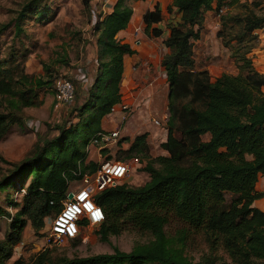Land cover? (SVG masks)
<instances>
[{
	"label": "trees",
	"instance_id": "obj_1",
	"mask_svg": "<svg viewBox=\"0 0 264 264\" xmlns=\"http://www.w3.org/2000/svg\"><path fill=\"white\" fill-rule=\"evenodd\" d=\"M222 1L171 0L168 7L179 16L168 25L166 35L152 25L161 18L157 4L141 15L145 35L163 36L166 48L159 59L167 83V127L160 142L166 153L156 157L157 165L148 161L142 166L148 178L141 184L118 182L96 191L93 198L103 214L96 229L99 239L107 241L109 234L125 228L137 229L150 238L135 242L129 250L113 246L111 252L85 256L67 257L43 249L28 263L17 256L9 264H221L210 255L193 260L185 254L188 230L209 252L221 247L235 264H264V211L253 204L264 196V191L255 188L258 175L264 172V73L254 68L248 55L256 44L253 30L264 25V5L260 0H229L239 10L218 14L216 35L233 58L236 72H222L210 80L205 69H193L191 39L199 36L194 25L200 22L202 10L211 8L212 3L218 9ZM30 4L25 2L18 10L15 34L21 30L19 20ZM83 4L90 10L87 0ZM45 13L40 9L34 18L42 21ZM131 14L130 4L116 0L111 10L91 25L88 44L95 67L85 87L81 82L76 85L75 100L65 114L68 118L60 117L51 125L44 121L45 136L36 133L35 146L22 158L8 160L0 155V160L10 165L8 173L0 177V190L11 182L13 185L14 177L22 180L30 175L27 184L20 186L24 189L20 207L12 213L0 209V215L9 218L0 240V264L10 257L27 220L37 234L44 216L59 211L67 180L97 168L93 161L82 162L83 148L101 131V117L120 100L123 56L134 49L116 33L126 27ZM0 26L1 30L6 23ZM51 62L66 65L68 60L57 54ZM42 67V75L27 78L23 74L16 80L0 67V139L9 123L20 118L18 109L41 103L34 89L51 86L49 64L43 61ZM175 129L180 137L174 135ZM50 130L56 132L48 135ZM205 133L208 137L203 139ZM143 144L144 133L133 145L140 150ZM39 161L41 168L31 172L30 166ZM14 204L11 200L10 205ZM168 215L185 224L174 236L164 228Z\"/></svg>",
	"mask_w": 264,
	"mask_h": 264
},
{
	"label": "rangeland",
	"instance_id": "obj_2",
	"mask_svg": "<svg viewBox=\"0 0 264 264\" xmlns=\"http://www.w3.org/2000/svg\"><path fill=\"white\" fill-rule=\"evenodd\" d=\"M28 1H31V4L27 6L25 15L19 20L21 30L18 34H15L14 20L17 12ZM115 1L87 0L90 5V10L93 9L95 15L98 12L102 14L105 11L103 8L112 5ZM124 1L132 6V14L129 22L131 42L139 39V43H137L139 46H146L148 44L154 46L159 51L161 57L163 54L161 39L163 36L154 38L145 35L141 15L145 10L157 4L161 12V18L152 25L158 26L163 32V35H166L168 25L177 20L179 16L174 8L168 7L171 0ZM260 1L261 5H264V0ZM46 6L47 8H45ZM40 9H45L46 12L43 20L47 17H51L52 19L47 22L36 20L34 17ZM90 10L84 6L83 0H0V25L6 23L5 28L0 30L1 69L3 71L6 70L8 72L7 75L14 80L23 74L27 78L37 77L43 74L42 62L45 61L49 64V72L52 80L57 75H64L72 81L75 90L76 84L74 81L75 78H73L74 76L64 70L68 67H85L86 72L84 78L87 79L89 77L87 72L92 74V69L95 67V62L91 58L92 56H90L91 45L88 44L91 38V22H94V20L91 21L93 17ZM225 10L232 12L238 11L239 9L236 5L230 3L229 0H224L219 4L218 9L215 3H212L211 8L202 10L200 22L194 25V28H197L199 31V36L191 39L192 56L194 59L193 69H205L210 80H213L222 72H236L233 58L230 56L228 49L222 44L220 38L216 35L218 29V14ZM262 10L264 11V6ZM135 29H138L136 30L137 33H134ZM253 32L256 34V44L250 49L248 55L251 57L254 68L264 73V25L254 29ZM57 54L65 55L68 63L66 65L58 62L52 63L51 59L57 56ZM149 59L146 58L142 62L133 64V67L139 66V73L123 76L119 84L120 93L123 95L133 90L140 91L141 94L138 96L140 105L133 104L129 109L125 110L123 113L124 116L119 118L118 131L114 139L108 141L98 139L95 143H89L88 149L85 146L83 148L84 155L82 162L84 164H87L89 161L99 164L104 159L125 162L128 165L127 173L129 172L131 174L129 176L126 173L118 182L125 181L131 185L141 184L148 178L147 172L142 169V166L146 162L151 161L153 165H157L156 157L159 154L166 153L161 148L160 142L165 138L167 127V83L159 60L157 58ZM127 72L129 73V71ZM0 74L3 73L0 72ZM13 84L15 87L19 86L18 82L14 81ZM34 91L36 94H39L41 89L35 88ZM34 108V105H26L16 111V114L20 118L12 120L9 123L7 130L0 139V155L4 158L8 160L22 158L35 146L36 133H41L45 136L47 132L46 125H44L42 131H36L25 124L26 119L32 117ZM49 116L46 119H50L47 123L51 125L57 118H52V116L50 118ZM163 116L164 118H162ZM62 118L66 119L68 116L65 115ZM153 119L158 120V124ZM55 132L56 130H50L48 135ZM142 133L145 134L146 144L145 146L143 144L142 149L135 150L137 147V145H133L135 139ZM173 133L176 137H180L178 129H175ZM201 137L206 139L208 134H202ZM9 166V164L0 160V177L8 173ZM38 166L41 168V161L31 165L30 171H37ZM29 178V174L22 180L14 177V186L11 182L8 186L0 190V209L12 213L20 207L23 193V191H19L20 188H23L20 186H25ZM79 184H81L80 178L67 180L66 191L68 192ZM255 188L264 191V172L258 175ZM16 190L19 192L16 193ZM226 198H229V194H226ZM11 200L16 202V204L10 205ZM254 203L262 205L261 207L264 209V196L255 199ZM52 215L53 211L44 216L43 225L37 234L34 233L27 220L21 230V240L12 248L11 256L4 264H9L17 256H22L24 262L28 263L31 257L43 249H50L52 254L60 253L67 257L111 252L113 246H117L122 250H129L135 242H143L150 238L149 234L143 233L142 231L125 228L117 234H109L108 240L104 241L99 239L96 232L97 225H92L90 227H81L79 233L72 239H63L59 242L43 244L41 230L46 226L48 218ZM8 220L6 215L0 217V240L3 238L9 222ZM184 227L185 224L183 222L168 215L164 228L168 234L174 236L178 229ZM183 248L185 254L193 260L210 255L214 257L217 263L235 264L218 245L213 251L209 252L208 248L190 230L186 232Z\"/></svg>",
	"mask_w": 264,
	"mask_h": 264
},
{
	"label": "built area",
	"instance_id": "obj_3",
	"mask_svg": "<svg viewBox=\"0 0 264 264\" xmlns=\"http://www.w3.org/2000/svg\"><path fill=\"white\" fill-rule=\"evenodd\" d=\"M136 30L138 29H135L134 33H137ZM135 41L139 43V39ZM89 80V78H84L82 88L86 86ZM51 89L53 109L57 110L64 107L67 111V108L74 101L72 81L64 75H57L52 80ZM122 109L124 111L129 109V105L123 103ZM153 121L158 124V120L153 119ZM26 124L29 128L38 131V121L35 118H28ZM117 131V128L108 132L97 131L86 143V149H88L89 143H95L98 139L103 141L114 139ZM127 171L128 165L125 162L104 159L97 164V168L93 173L82 174L80 177L81 184L68 191L71 192L70 197L67 196L68 192L66 191L65 197L61 200V208L48 218L46 226L41 230L43 244L73 238L79 233L81 227L98 225L103 218V214L100 207L95 203L93 194L105 186L117 183L126 175ZM19 191L24 192V189L20 188ZM19 191L16 190V193ZM96 213H99V215L97 216ZM2 216L4 215H0V217ZM7 219L9 218L7 217Z\"/></svg>",
	"mask_w": 264,
	"mask_h": 264
},
{
	"label": "crops",
	"instance_id": "obj_4",
	"mask_svg": "<svg viewBox=\"0 0 264 264\" xmlns=\"http://www.w3.org/2000/svg\"><path fill=\"white\" fill-rule=\"evenodd\" d=\"M111 6L112 5L106 6V8H103V10H105V11L102 12V14H100V12H98L97 15H95L94 12H93V9H91L90 11L92 12V17H93L91 21L94 20V22H95L97 20H100L103 15H105L106 13H108L111 10ZM51 19H52L51 17H47V18H44V20H42L40 22H44V21L47 22V21H49ZM94 22H91V23L93 24ZM129 22H130V19H129L126 27H124L123 29L118 30V32L116 33V36L120 40H122L124 42H128L130 44V46L134 49V52L132 54H125L123 56L122 77L123 76L125 77L128 74H131V75L138 74L139 73V66L133 67V64H136L137 62H142L146 58H148V59L149 58H152V59L157 58L158 60L160 59L159 51H157L154 46H150L149 44L146 45V46L145 45H140L139 46V44H137V42L135 40L131 42V36L129 34L130 33ZM165 49L166 48L162 44V53L165 52ZM156 56H158V57H156ZM64 71H68L70 73V75H73L74 77L73 76L72 77L75 78L74 79L75 84L78 85V83H80V82L82 83V81L84 80L86 68L82 67V66H78V67H74V68H69L68 67ZM127 71H129V73ZM87 74L89 75L88 72H87ZM88 78L90 79V76ZM82 85H83V83H82ZM139 94H141V92L140 91H136V90L135 91L133 90L131 92H127L125 95L120 93V100L118 102H116L112 106L110 112H108L107 114H104L101 117V119H100L101 131L102 132H108L110 130H114V129L118 128L119 118L125 112L122 109V104L123 103H128L129 104V108L133 104L140 105V101L138 99ZM38 97L41 99V103L35 106L34 112L32 113V117L34 116V118L38 121V127H37L38 130L42 131L44 129V121L50 120V119H46L48 115L52 116V118L59 119L58 118L59 116H61V117L65 116L66 110H65L64 107L63 108L60 107L57 110L53 109V107H52L53 94H52V91H51L50 87L42 88L41 92L38 95ZM80 100H81V97L78 98L77 102H79ZM162 118H164V116ZM130 174L131 173H129V172L127 173V175H129V176H130ZM254 202H255V200H254ZM254 202H253L254 205H256L261 210H264L261 207L262 205H257V203H254ZM20 240H21V238H20Z\"/></svg>",
	"mask_w": 264,
	"mask_h": 264
},
{
	"label": "water",
	"instance_id": "obj_5",
	"mask_svg": "<svg viewBox=\"0 0 264 264\" xmlns=\"http://www.w3.org/2000/svg\"><path fill=\"white\" fill-rule=\"evenodd\" d=\"M67 196L70 197V196H71V192H68V193H67Z\"/></svg>",
	"mask_w": 264,
	"mask_h": 264
},
{
	"label": "snow or ice",
	"instance_id": "obj_6",
	"mask_svg": "<svg viewBox=\"0 0 264 264\" xmlns=\"http://www.w3.org/2000/svg\"><path fill=\"white\" fill-rule=\"evenodd\" d=\"M96 215L98 216V215H99V213H96Z\"/></svg>",
	"mask_w": 264,
	"mask_h": 264
},
{
	"label": "clouds",
	"instance_id": "obj_7",
	"mask_svg": "<svg viewBox=\"0 0 264 264\" xmlns=\"http://www.w3.org/2000/svg\"><path fill=\"white\" fill-rule=\"evenodd\" d=\"M25 124H26V121H25Z\"/></svg>",
	"mask_w": 264,
	"mask_h": 264
}]
</instances>
